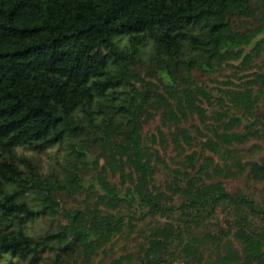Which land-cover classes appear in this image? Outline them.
<instances>
[{"label":"trees","instance_id":"16d2710c","mask_svg":"<svg viewBox=\"0 0 264 264\" xmlns=\"http://www.w3.org/2000/svg\"><path fill=\"white\" fill-rule=\"evenodd\" d=\"M220 71L251 77L214 93L199 77ZM67 139L65 174L41 172L32 153ZM254 140L264 0H0V264H90L146 222L114 264H264ZM62 190L81 203L61 206ZM47 216L55 228L28 229Z\"/></svg>","mask_w":264,"mask_h":264},{"label":"rangeland","instance_id":"374dc122","mask_svg":"<svg viewBox=\"0 0 264 264\" xmlns=\"http://www.w3.org/2000/svg\"><path fill=\"white\" fill-rule=\"evenodd\" d=\"M150 49L146 50L144 52L142 59H140V65L137 67V71L139 74L145 78L148 77L149 69L144 65L147 61L148 52ZM259 61H256V66L251 68L246 73H251L252 71H255L258 69ZM239 76V75H238ZM251 77L246 76L244 79ZM200 81L204 83L205 85H208L209 87L213 88L214 93L217 92L218 87H224L225 81H228L229 79H232L234 84L241 83L244 79H238L237 76L234 74L232 77V72L229 71H220L216 73H209L205 75H200ZM159 127V120L158 118H154L150 120L147 124L144 126V132L147 136H151L154 133H157V128ZM170 143V144H169ZM164 147L161 146L159 139L155 143V148L159 151V157L161 156L162 159H164L166 162H168L167 157L170 155H173V146L171 142H166ZM251 147V150L249 148ZM243 150L247 151L245 153L246 156L252 157L253 156L258 159L261 156H264V140H254L246 145H244ZM29 152V151H28ZM31 153V152H29ZM73 154V144H70V140H65L61 145H56L54 147H50L45 151H42L40 153H32L34 156V160L37 163L39 170L43 172L44 174H48L51 176V174L58 173L60 176L65 174L66 171V165H68L71 156ZM166 172L165 167H161L160 170L157 172L156 180L157 182H160L165 176L164 173ZM111 181H117L118 177L109 176L107 177ZM249 188L251 190H254L257 196L264 198V182L263 183H252L250 182ZM83 194L80 193H68L62 190L57 193V197L59 200V204L66 208L75 207L79 203H81ZM28 199L31 203H36L38 201V194H30L28 196ZM60 215V214H59ZM221 216V214H218ZM59 216H47L39 221L32 222L28 225V229L32 232L40 230L42 228H47L49 226H52V228L56 227V220ZM153 224L150 222H146L141 224L138 227V230L131 234V235H120L117 236L112 240L111 243H109L107 246H105L98 254L97 256L92 260L90 264H114V259L119 256H125L126 254H131L137 249V245L142 239V234L146 231L147 225ZM114 262V263H113Z\"/></svg>","mask_w":264,"mask_h":264}]
</instances>
